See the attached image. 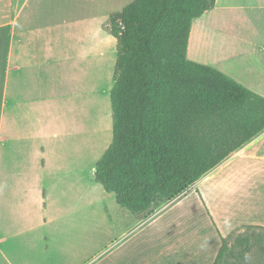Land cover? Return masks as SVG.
Masks as SVG:
<instances>
[{
    "label": "crops",
    "instance_id": "1",
    "mask_svg": "<svg viewBox=\"0 0 264 264\" xmlns=\"http://www.w3.org/2000/svg\"><path fill=\"white\" fill-rule=\"evenodd\" d=\"M131 1L0 0V262L44 264L41 234L66 240L81 230L89 93L108 90L110 98L112 87L100 82L113 70V86L117 41L108 21ZM186 57L264 96V0H216L192 20ZM193 195L197 207L190 209ZM175 204L168 223L174 232L158 236L165 264H212L220 236L242 225L264 226V130L143 219ZM126 210L119 216L135 226Z\"/></svg>",
    "mask_w": 264,
    "mask_h": 264
},
{
    "label": "trees",
    "instance_id": "2",
    "mask_svg": "<svg viewBox=\"0 0 264 264\" xmlns=\"http://www.w3.org/2000/svg\"><path fill=\"white\" fill-rule=\"evenodd\" d=\"M215 1L133 0L109 17L117 41L112 141L93 179L136 217L175 199L264 130V96L186 57L192 20ZM220 241L212 264L227 251V237Z\"/></svg>",
    "mask_w": 264,
    "mask_h": 264
},
{
    "label": "rangeland",
    "instance_id": "3",
    "mask_svg": "<svg viewBox=\"0 0 264 264\" xmlns=\"http://www.w3.org/2000/svg\"><path fill=\"white\" fill-rule=\"evenodd\" d=\"M112 72L113 70L110 76L102 75V81L99 80L102 87L106 88L108 84L112 87ZM89 85L95 87V82H89ZM105 92L106 94L103 92L99 94L103 103L101 102L99 105L98 101L97 107L95 99L99 97L89 93V167L86 219L82 220L81 230L72 231L71 237L66 240L56 236L57 239L52 240V235L49 236L46 233L40 235V239H37V249L40 250L41 254L46 251V257L43 255L39 257L43 258L44 264H56V257L59 261L66 259L65 264H67V260L70 261V264H165L162 261L166 255L163 259L160 256L162 247L161 238L158 236L174 232V230L170 232L172 224L168 223H170L169 219L174 216V211L178 205L175 204L170 211H160L161 213L154 215L156 217L151 216L148 220L135 216L137 218L136 224L132 226L126 218L119 216V214L128 211L116 203L112 193H108L100 184L92 180L95 162L100 157L103 147L106 148L109 145L112 137L109 91L106 90ZM98 107L99 110H97ZM105 116L109 118L111 125H107ZM94 131L95 135L93 134ZM92 186L94 188L96 186L98 189L96 190ZM103 194L104 196H102ZM192 197L195 198V203L194 205L190 204L189 208L195 209L197 207L196 197L195 195ZM200 217V224L203 227L202 211ZM47 227L48 225L45 226V228ZM144 239L151 241L144 243ZM227 244L228 247L222 264H264L263 230L239 226L227 236ZM61 254L63 257L60 256ZM74 254L76 259L73 258ZM151 256L152 260H148ZM12 263L16 264V262ZM0 264L6 263L0 262ZM199 264H210V262L204 260L200 261Z\"/></svg>",
    "mask_w": 264,
    "mask_h": 264
},
{
    "label": "water",
    "instance_id": "4",
    "mask_svg": "<svg viewBox=\"0 0 264 264\" xmlns=\"http://www.w3.org/2000/svg\"><path fill=\"white\" fill-rule=\"evenodd\" d=\"M94 174H96V171L94 170Z\"/></svg>",
    "mask_w": 264,
    "mask_h": 264
}]
</instances>
